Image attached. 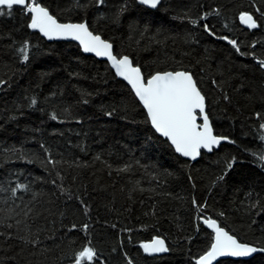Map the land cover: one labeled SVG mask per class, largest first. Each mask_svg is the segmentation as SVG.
Wrapping results in <instances>:
<instances>
[{
    "label": "trees",
    "instance_id": "1",
    "mask_svg": "<svg viewBox=\"0 0 264 264\" xmlns=\"http://www.w3.org/2000/svg\"><path fill=\"white\" fill-rule=\"evenodd\" d=\"M38 2L59 22L86 23L144 78L192 74L214 135L227 141L195 163L181 159L106 63L47 43L28 28L30 14L4 9L0 264H75L86 246L91 264H195L212 242L201 219L264 248V0H161L154 10L137 0ZM242 12L258 27L243 28ZM17 183L27 190L13 196ZM154 237L167 254L142 250ZM217 264H264V255Z\"/></svg>",
    "mask_w": 264,
    "mask_h": 264
},
{
    "label": "snow or ice",
    "instance_id": "2",
    "mask_svg": "<svg viewBox=\"0 0 264 264\" xmlns=\"http://www.w3.org/2000/svg\"><path fill=\"white\" fill-rule=\"evenodd\" d=\"M99 2L102 3L103 0H99ZM138 2L155 9L161 0H138ZM16 6H19L26 15L30 14L28 28L38 30L48 40H76L84 52L94 53L98 57H106L111 62L112 68L115 69L116 75L122 77L131 86L135 96L146 109L148 119L155 131L167 138L181 156L195 160L201 154V149L211 152L214 146H218L222 140L227 139L213 134L209 116L205 111L206 98L189 72H156L145 80L141 69L133 66L127 55L117 58L113 54V45L103 40L100 35H94L86 23H60L38 0H0V15L5 14L4 9H7V14L11 15ZM239 20L249 29L258 27L256 20L247 12L240 13ZM204 28L214 35L207 25H204ZM221 39H227V37H221ZM228 43L239 51L235 40H228ZM19 51L23 60L27 61L29 59L27 42ZM260 64L261 67H264V61H261ZM3 83L0 81V84ZM32 103L35 104L36 101L33 100ZM259 115L258 113L257 116L259 117ZM198 118H201L203 122L198 123ZM261 128L264 129V124H261ZM260 159L264 160V156H261ZM48 162L56 163L52 160ZM228 167L231 168L232 164L229 163ZM17 189L27 190V185L17 183L16 187L12 189L13 196ZM193 203L196 202L193 201ZM204 223L212 229L214 235L210 247L203 255L195 259V264H213V261L218 257H247L256 252H264V248L239 241L235 236L218 226L213 219H206ZM84 228L87 229V225ZM32 243L35 245L39 241L34 240ZM140 247L148 254L169 251L164 239L159 237H154L150 243H142ZM95 256V250L91 246H86L76 254L75 264H83L85 260L91 264Z\"/></svg>",
    "mask_w": 264,
    "mask_h": 264
},
{
    "label": "water",
    "instance_id": "3",
    "mask_svg": "<svg viewBox=\"0 0 264 264\" xmlns=\"http://www.w3.org/2000/svg\"><path fill=\"white\" fill-rule=\"evenodd\" d=\"M138 5H140L141 7H143V8H145V9H148V10H153L152 8H150V7H148V6H146V5H141L139 2H138ZM16 7H19V6H16ZM59 22V21H58ZM240 22V21H239ZM60 23H74V22H60ZM240 25L243 27V28H245V29H248V30H250L246 25H244V24H242L241 22H240ZM30 29V28H29ZM31 31H33V32H37V33H39V35L42 37V39H44L47 43H53V42H56V43H72V44H74V45H76L78 48H79V50H80V52H81V54L82 55H84V56H90V57H92V58H94L95 60H97V61H100V62H104V63H106V65L108 66V68L112 71V73H113V75L115 76V78L116 79H118V80H120L121 82H123L127 87H128V89L130 90V92L132 93V95L134 96V98L137 100V102L139 103V105H140V107L142 108V110L144 111V113H145V116H146V118H147V121H148V123H149V125H150V128L153 130V132L158 136V137H160L161 139H163V140H165L167 143H168V145L171 147V149L173 150V152L178 156V157H180L181 159H183V160H186V161H189L190 163H195L199 158H200V155L195 159V160H192L191 158H189V157H183V156H181L179 153H177L176 151H175V148H174V146H172L171 145V142L170 141H168L167 140V138H165V137H163V136H161L159 133H157L156 131H155V129L152 127V125H151V122H150V120L148 119V116H147V111H146V109H144L143 108V105L141 104V102L139 101V99L135 96V94H134V92L132 91V89H131V86L127 83V81H125L122 77H119V76H117L116 75V73H115V69L114 68H112V66H111V62L110 61H108V59L106 58V57H98V56H96L94 53H86V52H84L83 51V49H82V46L79 44V42L78 41H76V40H72V39H53V40H48L46 37H44L38 30H33V29H30ZM95 35V34H94ZM108 42V41H107ZM110 43V42H109ZM113 50V49H112ZM114 54V53H113ZM122 57V56H121ZM117 58H120V57H117ZM130 59V58H129ZM134 66V65H133ZM136 67V66H135ZM177 71H182V70H177ZM142 73V72H141ZM155 74V73H154ZM143 75V74H142ZM144 77V76H143ZM148 78H150V76L148 77ZM147 78H145V80H146ZM205 111H206V102H205ZM203 121H202V119L201 118H198V123H202ZM214 134V133H213ZM219 137V136H218ZM227 141V139L226 140H222L221 141V143L218 145V146H214V148H213V150L211 151V152H209V151H207V150H205V149H201V152H204V153H207V154H210V153H212L213 151H215V150H217L219 147H220V145H222L223 143H225ZM204 221H205V219H201V222H203V227L205 228V229H207L209 232H211L213 235H214V233H213V231H212V229H210V228H208L207 227V225L204 223ZM218 224V223H217ZM219 226V225H218ZM224 229V228H223ZM225 230V229H224ZM230 234V233H229ZM162 239V238H161ZM151 242V241H150ZM150 242H148V243H150ZM165 244H166V242H165ZM167 247V246H166ZM166 252H164V253H153V254H148V253H146L148 256H150V257H158V256H162V255H164ZM259 254H263L264 255V252H256V253H253V254H251L250 256H247V257H218L216 260H214L213 261V264H217L219 261H222V260H232V261H247V260H249L250 258H253L254 256H256V255H259Z\"/></svg>",
    "mask_w": 264,
    "mask_h": 264
},
{
    "label": "bare ground",
    "instance_id": "4",
    "mask_svg": "<svg viewBox=\"0 0 264 264\" xmlns=\"http://www.w3.org/2000/svg\"><path fill=\"white\" fill-rule=\"evenodd\" d=\"M240 21V20H239ZM240 23V22H239ZM37 33V32H36ZM39 34V33H38ZM211 233V232H210ZM211 235H212V237H213V234L211 233ZM163 239V238H162ZM165 241V240H164ZM150 242V241H149ZM148 243V242H147ZM166 246H167V244H166ZM251 259V258H250Z\"/></svg>",
    "mask_w": 264,
    "mask_h": 264
},
{
    "label": "flooded vegetation",
    "instance_id": "5",
    "mask_svg": "<svg viewBox=\"0 0 264 264\" xmlns=\"http://www.w3.org/2000/svg\"><path fill=\"white\" fill-rule=\"evenodd\" d=\"M203 228H204V227H203ZM204 229H205V228H204ZM209 247H210V246H209ZM165 254H167V252H166ZM165 254H164V255H165ZM162 256H163V255H162ZM158 257H160V256H158Z\"/></svg>",
    "mask_w": 264,
    "mask_h": 264
}]
</instances>
